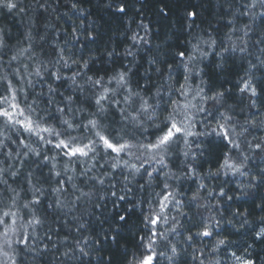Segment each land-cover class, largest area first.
I'll use <instances>...</instances> for the list:
<instances>
[{
	"label": "clouds",
	"instance_id": "9594fccd",
	"mask_svg": "<svg viewBox=\"0 0 264 264\" xmlns=\"http://www.w3.org/2000/svg\"><path fill=\"white\" fill-rule=\"evenodd\" d=\"M0 264H264V0H0Z\"/></svg>",
	"mask_w": 264,
	"mask_h": 264
},
{
	"label": "snow or ice",
	"instance_id": "6c2138e0",
	"mask_svg": "<svg viewBox=\"0 0 264 264\" xmlns=\"http://www.w3.org/2000/svg\"><path fill=\"white\" fill-rule=\"evenodd\" d=\"M110 147H111V145H110Z\"/></svg>",
	"mask_w": 264,
	"mask_h": 264
}]
</instances>
